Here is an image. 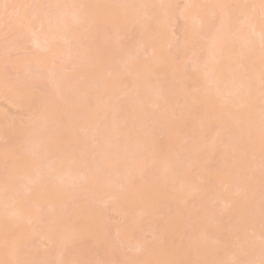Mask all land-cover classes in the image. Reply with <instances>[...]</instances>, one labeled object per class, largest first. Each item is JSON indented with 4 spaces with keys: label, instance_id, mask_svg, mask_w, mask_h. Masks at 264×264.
Wrapping results in <instances>:
<instances>
[{
    "label": "bare ground",
    "instance_id": "obj_1",
    "mask_svg": "<svg viewBox=\"0 0 264 264\" xmlns=\"http://www.w3.org/2000/svg\"><path fill=\"white\" fill-rule=\"evenodd\" d=\"M1 1L6 7L0 12L17 16L13 24L20 27L15 25V29L22 31L21 37H27L38 54L9 62L14 70H23L19 81L0 80L1 99L31 110L25 125L6 131L0 126V139L12 137L16 142L8 153L0 149L4 157H0V230L7 222L3 232L15 230L11 238L17 242L15 246L10 238L8 246L4 241L7 248L12 245L6 255V245L0 241V264L91 262L87 251H76L79 244L71 247L84 237L92 238L95 247L105 242L102 248L107 253H100L93 264H261L264 0H34L38 2L30 9L27 0H11L8 6L7 0ZM178 1H183L181 8H177ZM104 15L114 21L109 33H114L111 46H116L106 48L102 55L106 28L98 27ZM179 20L183 22L180 46L174 32ZM27 24L30 28L24 27ZM75 25L81 28L75 30ZM124 28L138 31L131 47H124V35L118 33ZM180 53L186 62L177 65L174 61ZM56 59L61 62L59 68ZM65 61L74 62L68 74L60 70ZM81 64L87 69H80ZM78 67L82 71L75 72ZM70 73L71 79L78 73L84 82H72ZM36 82L41 83L40 92L34 87ZM78 89L83 90L78 93ZM87 92L92 93V101ZM70 93H76L75 98ZM33 94L40 95H36L40 102H33ZM101 96L108 98L105 103ZM85 98L94 105H83ZM74 129H79L78 135L82 129L87 135L75 136ZM200 144L208 153L200 151ZM211 156L223 166L208 172L205 165ZM120 177H125L123 183L114 180ZM76 196L80 202L72 208L73 200H79ZM190 198L194 204L185 221L190 230L172 223L156 227L153 216L171 207L185 209ZM217 201L222 204L218 211L211 205ZM130 202L135 203L130 206L132 213L126 210ZM97 204L112 205L121 216L123 223L114 231L120 236V241L115 239L120 252L144 254L152 247L150 258L146 253V257L125 262L128 259L115 252L118 244L105 238L107 230L98 219L102 212H97ZM122 204L127 213L119 208ZM217 213L226 216L231 226H223ZM25 223L30 228L17 235V226ZM143 233L160 244L146 248L143 240L134 238ZM219 235L227 238L219 246L227 248L214 245ZM36 242L48 250L38 254Z\"/></svg>",
    "mask_w": 264,
    "mask_h": 264
},
{
    "label": "rangeland",
    "instance_id": "obj_2",
    "mask_svg": "<svg viewBox=\"0 0 264 264\" xmlns=\"http://www.w3.org/2000/svg\"><path fill=\"white\" fill-rule=\"evenodd\" d=\"M4 1V0H3ZM10 1V3H11V0H7V6H8V2ZM45 1L46 0H42V2L43 3H45ZM196 1H199V0H196ZM37 2L38 1H34V0H27L26 1V3H29V5H28V8L30 9V7H33L34 5H36L37 4ZM200 2H201V0H200ZM247 2V1H246ZM3 3H5V1L4 2H2L1 0H0V10L2 9V7H3ZM9 3V4H10ZM249 3H251V1H249ZM183 5V1H178V3H177V8H181V6ZM245 5V4H244ZM250 6V5H249ZM6 7V6H5ZM5 7H3V8H5ZM246 7H247V4H246ZM3 10H6V9H3ZM2 10V11H3ZM1 13H3L4 14V11L3 12H0V20H1V18L4 20V21H0L1 23H0V80H4V82L6 81V82H17V81H19L22 77H23V74H22V71L23 70H14V68H13V63L12 64H10L9 62H11V61H20V60H27V59H31L32 57H34L36 54H38V52L36 53L35 52V50L33 49V47L31 46V43L30 42H27L28 41V39H27V37H21V35L23 34L22 33V31H17L15 28H16V26L18 25H14L13 23L15 22V20H17V19H15L17 16L16 15H9V14H6V12H5V14H4V16H2V14ZM6 15V16H5ZM107 15V14H106ZM16 16V17H15ZM3 17H7L6 19L5 18H3ZM15 17V18H14ZM14 19V21H13V19ZM101 21L99 20V22H100V24H99V29L100 30H103L104 31V29H105V31L106 32H104V34H105V36H106V41L105 42H103V43H105V46L103 45L102 47H104L105 49V51L103 50V48H102V51L103 52H101L102 53V55H103V53H106V50L107 49H111L110 47H112L111 45H112V40L113 39H111V38H113V34L114 33H109L111 30H109L110 28H109V25H110V23H114V21H112L111 20V17L108 19L107 18V16H105L104 15V17H102L101 16ZM113 19V18H112ZM116 20V19H115ZM13 21V22H12ZM15 23H17V22H15ZM19 23V22H18ZM22 23H24L25 24V22H22ZM22 23H21V25H22ZM26 23H27V21H26ZM30 25H33L34 23H32L30 20H29V22H28ZM116 23H118V22H116ZM152 23V22H151ZM182 21H180L179 20V22L175 25V28H174V32L176 33V44L177 45H181V39H180V36H178V33H179V30H180V26H182ZM23 24V25H24ZM22 25V26H23ZM30 25H26V26H24L25 28L26 27H29L30 28ZM36 25V24H35ZM150 25H153V26H155L154 25V23H152V24H150ZM19 27H20V24L18 25ZM17 26V27H18ZM114 26V25H113ZM19 27L17 28V29H19ZM24 27H22V29L24 28ZM111 27V26H110ZM25 28L23 29V30H25ZM34 28H36V26H34L33 28L31 27V29H34ZM73 29H75V30H78V29H80L81 27L80 26H77V25H75V26H73L72 27ZM151 28V27H150ZM155 28V27H154ZM93 28H91V30H92ZM114 29V28H113ZM122 29V28H121ZM28 30V29H27ZM36 30V29H35ZM120 30V29H119ZM152 30H153V28H152ZM118 31V30H117ZM122 31V30H121ZM150 31V30H149ZM22 34H21V33ZM25 32H26V30H25ZM125 32V33H124ZM118 33L120 34V33H123V35H124V41H122L123 43H126V44H124L123 45V43H121L120 42V44L122 45V46H124V47H126V46H129V47H131L130 45H132L133 46V44H135V41H136V39L138 38V31L135 29V28H132V30H128V29H123V32H119L118 31ZM24 35V34H23ZM114 42H116L115 40H114ZM102 44V43H101ZM114 46H116L115 44L113 45V47L112 48H114ZM128 47V48H129ZM107 48V49H106ZM40 52V51H39ZM42 52V51H41ZM40 52V53H41ZM109 52V50L107 51V53ZM45 53H47V51L46 52H44L43 54H45ZM104 55H106V54H104ZM40 56V55H39ZM41 56H43V55H41ZM36 58V57H35ZM38 58V57H37ZM40 58V57H39ZM69 60H71V59H69ZM183 61H185V54H182V53H180V55H178V57H177V59L174 61V63H176L177 65H179L181 62H183ZM55 62V67H58L59 68V66L58 65H61V62H60V60L58 59H56V61H54ZM53 62V63H54ZM72 62V61H71ZM68 62V63H70V64H67V62L65 61V62H63L62 63V65H63V70L62 69H60L62 72H67V74L69 73L68 72V70H71V69H68V66L69 65H71V64H74V62ZM107 62V61H106ZM186 62V61H185ZM52 63V64H53ZM83 63V62H82ZM100 63H102V62H100ZM188 63V62H187ZM87 64V63H86ZM12 65V66H11ZM54 65V64H53ZM52 65V66H53ZM75 65H77V64H75ZM102 65V64H101ZM105 65V64H104ZM73 66V65H72ZM105 66H107V65H105ZM105 66H104V69H102V70H105L106 72H107V70H106V68H105ZM84 67V66H83ZM82 67V64H81V67H80V69H82L83 68ZM86 67H88V65H86ZM96 67H98V66H96ZM188 67L190 68V66L188 65ZM102 68V67H101ZM79 69V67L76 69V70H74L75 72H77V71H79L80 70ZM85 69H87V68H85ZM84 69V70H85ZM191 69V68H190ZM83 70V69H82ZM82 70H80V71H82ZM83 70V71H84ZM101 70V69H100ZM99 70V71H100ZM191 71V70H190ZM71 72V71H70ZM65 73L63 74V75H65ZM72 73H74V72H72ZM80 74H81V72H79ZM77 75H75V76H77L76 78H74V77H72V79L70 78V76H71V73H70V75H69V80L71 79V81L72 80H76V79H78L79 77L78 76H80V75H78V73H76ZM103 74H107V73H104V71L102 72V76H103ZM101 77V76H100ZM104 77V76H103ZM105 78V77H104ZM108 78H110V76H108ZM103 79V78H102ZM106 79H107V76H106ZM105 79V80H106ZM81 82H80V81ZM46 81V80H45ZM78 83H81L82 84V82H84V81H82L81 79H78V80H76ZM2 82V81H1ZM5 82V83H6ZM40 82H42L41 80H40ZM73 82V81H72ZM75 82V81H74ZM45 83V82H44ZM106 83V82H105ZM7 84H10V83H7ZM36 84H37V82H36ZM35 84V86L34 87H37V90H39L38 92H40L42 89L41 88H39V84H41V83H39V84H37L36 85ZM84 84H86V83H84ZM100 86H102V83L100 82ZM31 85V84H30ZM34 85V84H33ZM90 85V84H89ZM30 87V86H29ZM33 88V87H32ZM31 88V89H32ZM82 88V87H81ZM25 89V88H24ZM30 89V90H31ZM34 89V91H35V88H33ZM45 89V88H44ZM86 89V88H85ZM84 89V92H86V90ZM30 90H29V92H30ZM36 90V91H37ZM79 90V89H78ZM80 90H83V89H80ZM78 91V93L79 92H81V91ZM26 91V90H25ZM32 91V90H31ZM28 92V93H29ZM89 92V91H88ZM88 92H87V96H88V99H90L91 98V94L92 93H90V94H88ZM90 92H91V90H90ZM33 93H35V92H33ZM71 95H72V93H70ZM74 95L76 94V93H73ZM107 93H105L104 95H106ZM34 95V97L37 95V94H33ZM33 95H32V97H33ZM71 95H69L68 94V98H69V96H71ZM74 95H72L74 98H75V96ZM86 95V94H85ZM85 95H82V97H81V99L82 100H84V98L83 97H86ZM90 95V96H89ZM103 95V94H102ZM37 96H39L40 97V95H37ZM35 97V99H34V97L33 98H31L32 100H33V102H40L39 101V98L38 97ZM106 97H108V95H106ZM22 98V97H21ZM24 98V97H23ZM29 98H30V96H29ZM38 100H37V99ZM101 98L102 99H104V103H105V101H106V99H108V98H106L105 99V96H101ZM31 99H29V101H31ZM40 99H42V97L40 98ZM25 100V99H24ZM85 100H87L86 98H85ZM91 101H92V99H90ZM90 100H87L86 102H83V101H81V103L83 104V105H85L86 106V104L87 103H89L88 105L91 107V106H93L94 104H91L90 103ZM121 100V99H120ZM21 101H23V99L21 100ZM37 102V103H38ZM75 104V103H74ZM88 106V107H89ZM16 107V106H15ZM14 106H11V104L9 105V103L8 102H6L4 99H1V96H0V126H2L5 130L4 131H6V130H8V129H11L12 127H14V126H17V127H20V125L18 126V124H26L25 122L27 121H29L30 119V114H29V112L31 111V110H29V111H27V110H25L24 108H15ZM84 107V106H83ZM94 108V107H93ZM93 108H92V110H93ZM87 109H89V108H87ZM88 111H90V110H88ZM32 114L31 115H33V110H32V112H31ZM58 113V112H57ZM59 114V113H58ZM82 114V113H81ZM85 114V113H84ZM84 114H82V115H84ZM69 119H70V117H68ZM84 118H85V115H84ZM83 118V119H84ZM29 119V120H28ZM67 119V118H66ZM82 119V120H83ZM64 120V119H63ZM72 122H73V119H70ZM86 120V119H85ZM67 121H69V120H67ZM88 121V120H87ZM63 122H65V121H63ZM62 122V124H64ZM83 122H84V120H83ZM82 122V123H83ZM71 123V122H70ZM68 124V123H67ZM84 124V123H83ZM87 124V123H86ZM80 126H82V124H79ZM63 126H67L66 125V122H65V125H63ZM79 126V127H80ZM85 125H83L82 127H84ZM2 127H0V128H2ZM22 127V126H21ZM82 127H80L79 129H81ZM75 128V127H74ZM77 128H78V126H77ZM71 129H73V128H71ZM79 129H77V131H79ZM70 130V129H69ZM75 131H76V129H74ZM83 130V129H82ZM82 130H81V132H80V134H81V136L83 137V133L85 132H82ZM74 131V133H76L75 134V136H77L78 135V133L79 132H75ZM207 132H210V131H207ZM206 132V133H207ZM89 133V132H88ZM64 134H66V133H64ZM79 134V135H80ZM84 134H86V133H84ZM208 134V133H207ZM79 135H78V137H79ZM87 135V134H86ZM89 135V134H88ZM80 136V139H83L82 137ZM84 137H85V135H84ZM64 138V137H63ZM88 138V137H87ZM14 139V138H13ZM12 139V137L11 138H9V139H5V140H3V139H0V149H3L2 151H4V152H6V153H8L9 151H11L14 147H16V142L14 141ZM77 139H79V138H77ZM160 139H162L161 137H160ZM198 138H196V140H197ZM64 140V139H63ZM62 140V141H63ZM87 140V139H86ZM193 141L195 140V139H192ZM191 140V141H192ZM195 140V141H196ZM83 141H85V140H83ZM92 141H94L93 139H92ZM190 141V142H191ZM61 142V141H60ZM87 142V141H86ZM88 142H91V139H90V141H88ZM188 142H189V140H188ZM57 143H59V142H57ZM93 143V142H92ZM61 144V143H60ZM84 144H85V142H84ZM87 144H89V143H87ZM189 144V143H188ZM67 145V144H66ZM57 146H59V144L57 145ZM69 146V145H68ZM67 146V147H68ZM91 146V145H90ZM89 145H88V147H90ZM92 149H93V146H92ZM199 149H200V151L202 152V153H204L205 154V152H207V149H206V146L205 145H203V144H200L199 145ZM89 150H91V147L89 148ZM199 151V150H198ZM201 152H199V154H201ZM0 153H1V151H0ZM208 153V152H207ZM208 156V155H207ZM0 157H1V159L2 158H4L3 156H1L0 155ZM206 157V156H205ZM211 158H212V160L211 161H208V162H206L207 164L205 165V167H206V169H207V171L208 172H213V171H216V170H219L222 166H223V164L220 162V161H218L217 159H216V156H214V158H213V156H211ZM6 160V159H5ZM17 160V159H16ZM253 160V159H252ZM256 159H254V161H255ZM3 161H4V159H3ZM8 161V160H7ZM7 161H5V162H7ZM56 161V160H55ZM3 163V162H2ZM9 163V162H8ZM252 164V163H251ZM1 165V164H0ZM8 165V164H7ZM2 167H6V165H4V166H2ZM193 171H195V168H194V170ZM198 170H196L195 172H193L194 174L193 175H196L198 172H197ZM200 174V173H199ZM197 176V175H196ZM119 177V176H118ZM118 177H116L117 179H118ZM116 178L114 179L115 181H117L118 183H121L122 182V178H125V177H120L119 179L120 180H116ZM153 180V182H154V179H152ZM124 181H125V179H124ZM123 181V182H124ZM122 182V183H123ZM152 182V183H153ZM148 183V182H147ZM149 184H151V183H149ZM248 187H250V185L248 184ZM247 189H250V188H247ZM251 190V189H250ZM249 190V191H250ZM251 192V191H250ZM249 192V193H250ZM248 193V194H249ZM233 195H236V194H233ZM27 197H30V196H27ZM26 197V198H27ZM76 197H78V196H76ZM236 197H237V195H236ZM235 197V198H236ZM79 198V197H78ZM77 198V199H78ZM25 199V198H24ZM74 199V198H73ZM73 199H71V200H73ZM75 201H76V199H74ZM74 200H73V203L70 205V203H69V205L73 208V207H75L76 206V203H79L80 202V198H79V200H78V202H74ZM28 201V200H27ZM83 201H84V198H83ZM25 202H26V200H25ZM71 202V201H70ZM21 203H23V202H21ZM27 203V202H26ZM67 203V202H66ZM135 203H133V202H130L127 206H126V208H124V209H126V210H129V211H127V212H130V213H132V212H134V211H130V210H133L134 208H131L133 205H134ZM193 204H194V198H190V199H188L187 200V202H186V208L185 209H179V210H176V209H173L174 207H171V208H169V210L167 211V212H165V214H162V215H160V214H154L155 216H153V220H154V222H156V227L158 226H160V225H164V224H166V223H172V225H174L175 227H177L178 229L179 228H183L184 230H186V231H188V230H190L189 228H186L187 227V223L185 224V221H188L187 220V214H188V211L189 210H191L192 209V207H193ZM68 205V207H70ZM132 205V206H131ZM211 205L213 206V207H215V210H220L221 209V203L219 202V201H217V202H211ZM78 206H80V205H78ZM122 207H120V205H119V208L122 210V211H124V209H123V207H125V206H123V204L121 205ZM131 206V207H130ZM136 206V205H135ZM162 206H164V205H162ZM114 207V206H113ZM116 207V206H115ZM129 208H131V209H129ZM40 209H42V208H40ZM93 209H96V207H94V208H92V210ZM99 209V210H98ZM77 210V209H76ZM81 210V209H80ZM98 210V211H97ZM97 212H99V211H101L102 213H100V217L101 218H98V219H102V220H99L100 222H104V224L103 225H101L104 229H105V231L107 230V236H105V238H107V239H109V241L111 240V241H115L116 242V240L118 239H120L119 237V235L117 234V235H115L114 233V231H115V229L117 228V227H119L120 226V224L121 223H123V221L122 220H120V218H121V216L119 217V213L118 212H115V211H113V209H112V205H103V204H97ZM38 212V209H36L35 210V212ZM44 211H45V208H44V210H43V214H44ZM75 211V210H74ZM124 212H126V211H124ZM126 212V213H127ZM222 212V211H221ZM225 212V211H224ZM224 212H222V213H224ZM39 213V212H38ZM42 213V212H41ZM76 213H78V212H76ZM125 213V214H126ZM129 213V214H130ZM101 214H102V216H101ZM41 215V214H40ZM73 215V214H72ZM95 216H96V214H94ZM217 216L218 217H222L223 218V226H225L226 228H228L229 226H231V221H229V220H227V217L226 216H223V215H221V214H219V213H217ZM69 218L71 217L70 215L68 216ZM73 217H75V216H73ZM231 218H233V217H231ZM74 219V218H73ZM97 218H95L94 220H95V222L97 223V220H98ZM98 221V222H99ZM6 222V221H5ZM10 223V222H9ZM8 225V223L6 222L3 226L4 227H6ZM19 225V224H18ZM97 225V224H96ZM100 225H99V227H100ZM13 226H15V225H13ZM4 227H2V231L0 230V233L1 232H3L4 231ZM27 227H29L30 228V224H28V223H25V224H22L21 226H17V228H16V234L17 235H19V234H21V230L24 228V229H26ZM11 229H12V227H10ZM13 228H15V227H13ZM96 228V227H95ZM98 229V228H97ZM7 230H9V229H7ZM7 230H5L6 231V234H4L5 232H3L1 235H0V238H3L2 240H0V241H3V242H1V244L4 246V245H6V244H8V241L7 240H9L12 236H13V234H15V230H10V232L8 231L7 232ZM101 230V229H100ZM14 232V233H12V232ZM25 231V230H24ZM80 231V230H79ZM26 232V231H25ZM91 232H93V230L91 231ZM23 233V232H22ZM85 233V232H84ZM24 235V234H23ZM191 235H192V233H191ZM16 236V235H15ZM22 236V235H21ZM79 236H81V235H79ZM83 236H84V234H83ZM82 236V237H83ZM86 236V235H85ZM89 236V235H88ZM117 238H116V237ZM155 237V236H154ZM20 238V236L18 237V238H16V240L18 239V241L20 240L19 239ZM134 238H135V240H143L144 242H145V245H147V247L146 248H148V247H151V246H153L154 245V243L156 242V244L158 243V244H160L159 242H158V239H155V238H153L152 237V235L151 234H149V233H143V234H138V235H135L134 236ZM5 239V240H4ZM11 239H13V243H14V245L16 246V244H17V242H15V239L14 238H11ZM22 239V238H21ZM92 238H88V237H84L83 239H81L80 241L79 240H77V241H79L77 244L75 243V245H72L71 247H73V246H75V247H79V245H80V248H75V249H77L76 251H78V250H85V251H87V255H88V258L90 259V260H92L91 262L89 261V260H87L86 261V263H84V264H93L94 263V261H96L97 259H100V253L101 254H106L105 252H104V250L105 249H107V248H102V245L103 244H105V242L102 244V243H100L97 247H95L94 245H93V240H91ZM116 239V240H115ZM216 239H217V242H215V246H217L218 248H220V249H224V248H227V247H225V245L224 246H219V245H221L222 244V240L223 239H227L226 237H224L223 235H219V236H217L216 237ZM122 240V239H121ZM175 240V239H174ZM174 240H173V242H174ZM6 242V244H5V242ZM110 241V242H111ZM120 241V240H119ZM111 242V244L113 243L114 245L115 244H118V245H115L114 247H115V252H116V250L118 251L117 253H118V255L120 254V255H122V256H124L125 258H132L131 259V261L133 260V258L135 259V258H141V257H143L144 256V254H146V253H148V255H147V257H149L150 258V256L151 255H149L150 253H151V251L153 250V248L151 247V250H145V252L146 253H138V252H134V251H132V250H125V251H123V252H120V251H122L121 250V248H119L120 246H119V244H120V242ZM177 241V240H176ZM224 241H226V240H224ZM123 242V241H122ZM9 243H11V240L9 241ZM12 243V244H13ZM39 243V244H38ZM1 244H0V246H1ZM43 243H40V242H36V243H34V249L36 250V252L39 254V253H43V251H47L48 250V247H43V246H41L42 248H40V245H42ZM74 244V243H73ZM79 244V245H78ZM8 246H9V244H8ZM11 246L12 245H10V247H8L7 248V245H6V247H5V249L4 250H6V255L7 254H10V253H8V249L10 250V252H12V248H11ZM15 246L13 247V250H14V248H15ZM101 246V247H100ZM105 246V245H104ZM119 246V247H118ZM70 247V248H71ZM117 247L119 248V249H117ZM159 247V246H158ZM7 248V249H6ZM11 248V249H10ZM74 248V247H73ZM72 248V249H73ZM84 248V249H83ZM161 248V247H160ZM88 249V250H87ZM103 249V250H102ZM1 250H3L2 248H1ZM3 250V251H4ZM2 251V252H3ZM30 251H33L32 249L30 250ZM75 251V252H76ZM84 251V252H85ZM103 251V252H102ZM106 251V250H105ZM150 253H149V252ZM1 252V251H0ZM73 252H74V249H73ZM114 252V253H115ZM120 252V253H119ZM153 252H156L155 250L153 251ZM192 252V251H191ZM222 252L223 251H219L218 252V254H222ZM4 253V252H3ZM5 253H4V255H5ZM117 253H115L116 255H114L113 254V256H118L117 255ZM195 252H193V254H194ZM2 254V253H1ZM189 254H191L190 252H189ZM195 254H197V253H195ZM86 255V256H87ZM154 255V254H153ZM99 256V257H98ZM103 256V255H102ZM194 256V258L196 257V255H193ZM5 257V256H4ZM6 257H8V256H6ZM144 257H146V255L144 256ZM114 258V257H113ZM118 258H119V256H118ZM191 258V257H190ZM189 258V259H190ZM116 259H117V257H116ZM116 259H114L115 260V262L117 261ZM120 259V258H119ZM196 259V258H195ZM121 260V259H120ZM120 260H118V261H120ZM123 260V259H122ZM121 260V261H122ZM118 261L116 262V263H118ZM129 261V259L128 260H126L125 262H128ZM191 261H192V258H191ZM1 262V261H0ZM98 262V260L96 261V263ZM122 262H124V261H122ZM189 262H190V260H189ZM132 263V262H131ZM196 263H198V262H196ZM34 264H40V261L39 262H37V263H34ZM134 264V263H133Z\"/></svg>",
    "mask_w": 264,
    "mask_h": 264
},
{
    "label": "snow or ice",
    "instance_id": "obj_3",
    "mask_svg": "<svg viewBox=\"0 0 264 264\" xmlns=\"http://www.w3.org/2000/svg\"><path fill=\"white\" fill-rule=\"evenodd\" d=\"M261 264H264V261H262Z\"/></svg>",
    "mask_w": 264,
    "mask_h": 264
}]
</instances>
